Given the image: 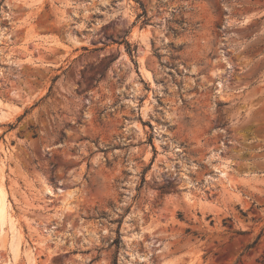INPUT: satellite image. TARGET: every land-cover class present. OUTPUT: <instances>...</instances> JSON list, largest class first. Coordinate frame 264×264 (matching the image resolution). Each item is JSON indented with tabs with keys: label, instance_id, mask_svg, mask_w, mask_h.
<instances>
[{
	"label": "rangeland",
	"instance_id": "obj_1",
	"mask_svg": "<svg viewBox=\"0 0 264 264\" xmlns=\"http://www.w3.org/2000/svg\"><path fill=\"white\" fill-rule=\"evenodd\" d=\"M0 35V264H264V0H0Z\"/></svg>",
	"mask_w": 264,
	"mask_h": 264
},
{
	"label": "bare ground",
	"instance_id": "obj_2",
	"mask_svg": "<svg viewBox=\"0 0 264 264\" xmlns=\"http://www.w3.org/2000/svg\"><path fill=\"white\" fill-rule=\"evenodd\" d=\"M1 36V35H0ZM219 174L221 175V176H224L225 175V172H224V170L222 169V170H220L219 171ZM2 190L3 189H1L0 190V229L2 230V226L6 223V220L5 219H7L8 220V218H6V211L8 210L7 208V206H8V204H7V202H6V199H5V195H4V193L2 192ZM46 194H48V195H53V193L51 192V190H46ZM7 216H8V214H7ZM9 243V242H8ZM9 246H10V244H9ZM12 248V247H11ZM13 250V249H12ZM12 250L10 249V251L12 252ZM8 251V250H7ZM13 254L14 253H16V251L14 250V252H12ZM12 254V255H13ZM16 255V254H15ZM15 255L13 256V257H15ZM10 256V255H9ZM12 257V258H13ZM11 259V258H10ZM7 263V262H6ZM11 263V262H10Z\"/></svg>",
	"mask_w": 264,
	"mask_h": 264
},
{
	"label": "trees",
	"instance_id": "obj_3",
	"mask_svg": "<svg viewBox=\"0 0 264 264\" xmlns=\"http://www.w3.org/2000/svg\"><path fill=\"white\" fill-rule=\"evenodd\" d=\"M126 51H127V53L129 54V55H131L132 54V50L130 49V46L127 44V49H126ZM56 80V77H54L53 79H52V83H54V81ZM51 88H52V86H50V88H49V91H51ZM27 113V112H26ZM21 119V117L18 119V121Z\"/></svg>",
	"mask_w": 264,
	"mask_h": 264
},
{
	"label": "crops",
	"instance_id": "obj_4",
	"mask_svg": "<svg viewBox=\"0 0 264 264\" xmlns=\"http://www.w3.org/2000/svg\"><path fill=\"white\" fill-rule=\"evenodd\" d=\"M1 113H2L3 115H2ZM1 113H0V121H1L2 119H5L3 116H5L4 114H6V112H5V111H1Z\"/></svg>",
	"mask_w": 264,
	"mask_h": 264
},
{
	"label": "water",
	"instance_id": "obj_5",
	"mask_svg": "<svg viewBox=\"0 0 264 264\" xmlns=\"http://www.w3.org/2000/svg\"><path fill=\"white\" fill-rule=\"evenodd\" d=\"M214 173V172H213Z\"/></svg>",
	"mask_w": 264,
	"mask_h": 264
}]
</instances>
